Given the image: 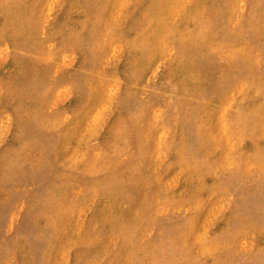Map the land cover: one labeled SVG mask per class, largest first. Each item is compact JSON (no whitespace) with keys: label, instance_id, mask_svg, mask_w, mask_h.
<instances>
[{"label":"rangeland","instance_id":"374dc122","mask_svg":"<svg viewBox=\"0 0 264 264\" xmlns=\"http://www.w3.org/2000/svg\"><path fill=\"white\" fill-rule=\"evenodd\" d=\"M0 264H264V0H0Z\"/></svg>","mask_w":264,"mask_h":264},{"label":"bare ground","instance_id":"6f19581e","mask_svg":"<svg viewBox=\"0 0 264 264\" xmlns=\"http://www.w3.org/2000/svg\"><path fill=\"white\" fill-rule=\"evenodd\" d=\"M114 30V29H113ZM225 37V36H224ZM30 46V45H29ZM114 70V69H113ZM18 89V88H17ZM19 108V107H18ZM170 133V132H169ZM14 147V146H13Z\"/></svg>","mask_w":264,"mask_h":264}]
</instances>
